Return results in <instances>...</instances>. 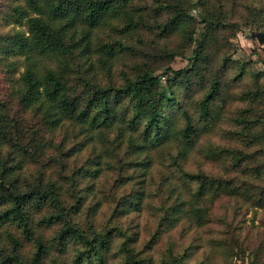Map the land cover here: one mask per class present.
Wrapping results in <instances>:
<instances>
[{
    "label": "trees",
    "instance_id": "obj_1",
    "mask_svg": "<svg viewBox=\"0 0 264 264\" xmlns=\"http://www.w3.org/2000/svg\"><path fill=\"white\" fill-rule=\"evenodd\" d=\"M0 3V72L9 88L6 94L0 91V264H47V260L66 264L63 257L70 244L82 246L76 248L73 264H107L117 235L124 237L120 245L124 264H150L137 258L131 244L136 239L121 226L101 227L93 220L107 201L97 198L95 180L102 163L109 168L113 155L124 161L119 165L121 184H131L130 191L116 198L110 213L114 217L141 211L150 197L153 155L167 150L178 168L161 178L168 204L161 208L154 235L170 231L182 220L206 226L210 204L222 196L241 197L264 208V189L186 171L180 165L223 119L229 85L241 81L247 71L245 63L210 52L209 42L226 27L227 12L211 0ZM258 30L264 33L262 25ZM174 35L181 45L164 43ZM189 45L193 48L185 67L165 66ZM118 63L122 67L116 74ZM233 64L234 76L226 78ZM236 97L248 106L237 111L233 134L249 145H264V116L250 114L264 104L258 77ZM95 142L106 149L104 160L97 153L82 174L77 168L66 175L65 191L46 176L79 152L87 148L94 152ZM204 152L213 160L227 153L232 168L249 175L243 168L247 159L243 151L209 146ZM263 173L264 168H253L256 179ZM77 174L83 181L76 179ZM82 211L87 215L80 222ZM52 227L55 234L44 239L45 229ZM27 245L32 247L29 253L24 252ZM216 246L227 249L229 257L236 255L241 264H264L263 249L247 252L239 235ZM167 257L161 264H185L171 248ZM205 258L198 264H209Z\"/></svg>",
    "mask_w": 264,
    "mask_h": 264
},
{
    "label": "rangeland",
    "instance_id": "obj_2",
    "mask_svg": "<svg viewBox=\"0 0 264 264\" xmlns=\"http://www.w3.org/2000/svg\"><path fill=\"white\" fill-rule=\"evenodd\" d=\"M215 6L224 12H227L225 20V28L220 29L210 43V52L213 54L217 51L218 56H227L232 62L245 63L247 71L242 80L232 83L227 87L231 94L223 108V119L218 123L214 131L201 137L195 149L191 151L187 160L180 161L181 167L186 171L203 172L210 176L230 178L235 184L253 185L260 190L264 189V173L261 179L253 177V168H264V145L247 144L243 138H239L233 133L238 126L234 121L237 111L248 106V103L241 102L236 95L251 87L254 83L255 76L258 77V84L264 86V42L259 43L256 38L251 37L252 32H258L259 26L264 28V0H211ZM1 2V0H0ZM1 4V3H0ZM191 14L196 17V11L192 10ZM8 26L7 28H9ZM24 29L23 27H15V29ZM6 29V28H5ZM262 32V31H261ZM145 39L149 40L146 35ZM168 46L173 47L180 44V37L177 35L169 37L164 41ZM193 46L189 45L185 48L183 55L175 56L166 65L173 69L185 67L188 64V57L191 54ZM155 51H159L154 47ZM126 61H129L127 58ZM122 67L120 63L115 68L117 74L118 69ZM236 65L233 64L226 73V78L234 76ZM22 67L19 68L21 72ZM161 72L160 69L156 70ZM18 73H15L17 78ZM104 80H102L103 83ZM106 82V81H104ZM161 83H165V77H161ZM8 82L5 74L0 72V91L3 94L8 92ZM228 93V94H229ZM254 116H264V104L259 105L254 112H250ZM108 147V145H106ZM209 146L217 148L235 149L243 151L247 154V159L243 164V168L248 171L249 175L243 174L242 169L232 168L231 158L227 153L218 159H211L205 156L204 150ZM96 150L92 152L87 148L79 152L75 157L64 161L62 167L55 165L48 178H51L58 184L62 185L65 191L68 187L66 175L70 174L74 169L82 168L88 165L95 154L100 153L105 157V148L101 143L95 142ZM174 155L176 152L171 151ZM152 166L148 175L152 178L149 187L150 197L146 199L139 212H131L127 215L117 217L110 216L112 208L115 205L116 198L122 193L131 190V184L122 185L124 177H119V165L124 162L122 157L109 156L110 166L106 169L102 163V172L95 180V194L97 198H102L106 202L101 205L99 212L93 219L97 225L105 227L110 225H119L125 232L136 239L132 244L137 258H144L150 261V264H161L162 260L167 257L168 248L172 249L174 255L183 256L185 264H198L206 261L208 256L209 264H241V260L236 256L227 255V249L216 246L218 241L224 239L231 240L234 236L239 235L247 252L259 249L262 250L264 259V208H256L251 205L250 201L244 202L241 197L222 196L218 200L210 204L209 221L204 227L189 225L187 221H180L173 229L165 233L154 235L158 221L162 214V206L168 203L165 200L163 188H160V182L163 175L170 173L171 170H178L171 162L170 155L167 150L157 152L152 156ZM103 162V161H102ZM52 172L57 175L54 176ZM80 174L76 175L77 180H82ZM250 182V183H248ZM150 182H146L148 187ZM137 187V186H136ZM113 199V201H112ZM87 212L82 211L78 220L81 222L86 218ZM100 227V228H101ZM44 239L49 240L56 232V227L45 229ZM124 241V237L115 236L111 250L107 256V264H124L123 253L120 251V245ZM6 245V241L4 242ZM76 248H82L80 244L69 245L67 253L64 255L66 264H73L74 255L77 253ZM30 245L25 246L24 252H31ZM233 254L236 249H229ZM51 257L57 258L56 253H51ZM168 258V257H167ZM50 263L47 260V264Z\"/></svg>",
    "mask_w": 264,
    "mask_h": 264
},
{
    "label": "water",
    "instance_id": "obj_3",
    "mask_svg": "<svg viewBox=\"0 0 264 264\" xmlns=\"http://www.w3.org/2000/svg\"><path fill=\"white\" fill-rule=\"evenodd\" d=\"M251 37L256 38L259 43L264 42V33L263 32H252Z\"/></svg>",
    "mask_w": 264,
    "mask_h": 264
}]
</instances>
